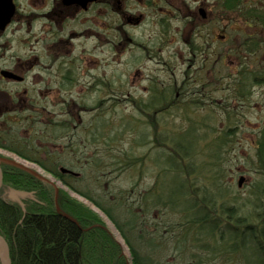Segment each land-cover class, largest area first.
<instances>
[{"label":"rangeland","instance_id":"rangeland-1","mask_svg":"<svg viewBox=\"0 0 264 264\" xmlns=\"http://www.w3.org/2000/svg\"><path fill=\"white\" fill-rule=\"evenodd\" d=\"M151 1L155 5L147 3V0H138L139 11L136 15H143L142 22L150 18L158 23L160 26L153 29L157 36H160L162 28H166L167 52L171 56L170 105L158 107L155 112L141 105L144 102L141 95L145 98L149 96L141 91V86L147 85L148 80L141 76L138 69H155L156 80L163 81L169 76L167 72L157 71L165 69L163 63L143 60L139 68L127 64L126 55L122 62L117 57L108 56L107 90L102 95H89L91 101L107 102V138L102 143L106 147L97 148L102 150L97 152V157H90L92 153H84L82 160L79 157L80 162L91 159L90 162L94 163L99 159L98 165L101 167L90 164L80 167L83 168L80 175L69 180L81 191L102 194L108 203L117 198L121 209L116 212L123 224L126 219L128 221L126 208L134 204V211L139 215L134 232L137 250L140 256L149 257L152 264H264V254L261 253V248H264V237L261 235L264 227V105H229L232 96L227 83L230 70L239 69L240 66V69H244L248 65L246 69L256 74L264 64V47L261 45L252 44V49L257 51L252 52L255 55L251 60L243 58L246 56L243 41L244 17L247 14L244 7L252 5L264 8V0H241L238 4L237 0H229L231 2L228 4L224 2L226 0H167L165 4L170 1L173 6H183L181 11L172 7L171 13L161 10L164 0ZM224 5L227 8L240 5L242 9L227 10ZM200 7L205 9V17L199 13ZM256 13L259 11H253V14ZM148 30L136 29V36L141 37ZM124 72L131 76H123L124 91L115 92L117 81L113 76ZM185 73L191 80L197 79L203 83L196 87L194 82L183 85ZM189 87H194L197 94L194 89L188 91ZM262 88V92L253 89L251 103L264 101V85ZM165 106L168 110L163 113ZM179 133L189 134L179 135V139L186 144L190 142L187 140H192L191 150L200 157L199 162L197 158L194 159L197 163L193 166L209 162L216 141L226 139L225 144L217 148V151H222L220 160L224 170L220 172L219 186L222 189L226 186L231 188L234 194L230 198L228 196L224 206L222 199L215 200L216 206L211 210L213 215L209 220L217 219L216 224L208 220L206 223L187 225L185 213L181 211L183 207L171 209L166 202L143 212L135 203L136 199L145 195L146 203L150 205L148 195L152 199L153 190L161 188L163 180L165 195L162 196L167 200V195H171L172 187L168 182L173 173L170 170V175L169 169L166 170L169 167L168 158L175 159L177 165L188 166L187 157L182 160L175 149L176 135ZM144 136L147 137L144 139ZM0 142L22 149L20 145L24 141ZM79 146L84 148V142ZM24 152L32 155L29 150ZM34 153L52 167L61 163L73 166L72 160L75 161L70 154L51 153L43 157ZM0 154L1 157H18L34 166L29 167L41 170V174L55 181L59 189L98 214L131 262L130 249L121 233L94 203L71 190L38 163L3 148H0ZM199 170L186 167L181 172L187 184L193 185L190 191L195 193L198 204L202 203V195L212 189L207 177L198 174L207 171ZM188 171L192 175L187 174ZM240 177L245 179L242 187L238 186ZM160 192L163 194V188ZM198 210L197 207L191 210V220L202 217V212ZM246 228L247 231L244 230ZM139 232L143 233V238L138 237Z\"/></svg>","mask_w":264,"mask_h":264},{"label":"flooded vegetation","instance_id":"flooded-vegetation-1","mask_svg":"<svg viewBox=\"0 0 264 264\" xmlns=\"http://www.w3.org/2000/svg\"><path fill=\"white\" fill-rule=\"evenodd\" d=\"M166 1H162L163 12L171 13L172 7L183 9L170 1L165 4ZM137 2L0 0V141H24L22 149H15L29 150L32 156L34 152L43 157L51 153L70 154L75 161L72 160L73 166L68 165V170L73 173L80 174L83 169L80 167L88 164L101 167L99 159L94 163L91 159L80 162L79 157L82 160L84 153L97 157V152L102 151L97 148L106 147L102 143L107 138V102L91 101L89 95H102L107 90L108 56L122 62L126 55V63L139 68L143 60L163 63L165 69L157 70L169 73L163 81L156 80L155 69H138L148 80L141 91L149 96L141 95L144 100L141 105L153 112L155 105H170L171 56L167 52L166 28L160 29L157 36L153 29L160 25L150 18L142 22L143 15H136ZM237 6L226 9H242ZM201 9L205 10L200 7V14ZM244 11L247 14L243 58L251 60L255 55L252 52L257 51L252 44L264 47V8L246 5ZM140 28L149 30L137 37L135 30ZM247 67L229 71L227 83L232 96L229 105H264V101L251 103L254 90H263L264 64L256 74ZM123 76L131 75L124 72L113 76L117 81L115 92L124 91ZM192 82L195 87L203 83L191 80L185 73L183 85ZM190 89L194 87L187 88ZM167 110L165 106L163 113Z\"/></svg>","mask_w":264,"mask_h":264},{"label":"trees","instance_id":"trees-1","mask_svg":"<svg viewBox=\"0 0 264 264\" xmlns=\"http://www.w3.org/2000/svg\"><path fill=\"white\" fill-rule=\"evenodd\" d=\"M240 1L237 0V4ZM224 2L228 4L231 1L226 0ZM224 6L227 8V5ZM161 106L163 105H155V109ZM186 134L179 133L176 135L175 149L179 158L185 160L187 157L188 166L177 165V161L173 158H168L167 160L169 167L166 170L169 169L170 175V170L173 173L170 182H168L172 187L171 195H167V200L164 199L165 186L163 180L161 183L162 187H157L155 191L153 190L154 196H152V199L148 195L150 205H147V197L145 195H141L140 198L136 199L135 203L136 205L138 204L143 212L150 211L151 206L157 208L159 204L166 202L171 209L173 207H183L181 211L185 213L187 225L195 222L206 223L213 215L211 210L216 206L215 200L217 198L222 199L224 202H222V206H224L225 201L234 194L231 188L226 186L222 189L219 186L220 172L224 171L221 168L223 167V163L220 160L222 151L219 152V147L225 144L226 139H218L216 141L217 145L215 144L213 146L214 151L210 152L211 160L209 162H205L200 166H193V164L197 163L194 159L197 158L199 162L200 157L191 150L193 146L192 140H187L190 142L186 144L182 139H179V135ZM0 148L10 150L26 160L38 163L45 171L62 181L64 185L94 203L106 214L121 233L132 256L130 262L124 255L121 245L116 241L99 215L80 201L72 198L68 192L59 189L56 199L53 185L42 182L21 169L4 165L5 186L19 191L30 192L34 196V199H23L24 211L21 205L9 200L4 195H0V234L13 247L12 264H152L149 257L140 256L137 250V236L134 232L139 215L134 211V204L132 207L126 208L128 221L126 219V223L123 224L120 221V215L116 212L121 209V204L116 201L117 198L114 197L108 203L102 194L93 195L94 193L92 192L79 190L69 179L77 178L80 174H69L60 170L61 167L69 169L68 165L61 163L52 167L38 157L15 148L11 149L2 142H0ZM217 148H219L218 151ZM186 167L192 170L200 168L199 171H207L206 173L198 174H204V178L207 177L209 186H212V189L202 195V203L200 204L196 202L195 193L190 191L193 189V185H188L187 180L183 179L181 175V172ZM165 172L169 174L168 171ZM187 174L192 175L189 171ZM162 188L163 194L160 192ZM229 191L230 193H228ZM151 192L149 191V193ZM196 207L199 209L198 212H202V217H198V220H191V210ZM216 220L212 219L209 221L216 224ZM213 226L216 228V225ZM244 230L247 231V228ZM139 233L138 237L143 238V233ZM261 235L264 237V227ZM261 251L264 254L263 247ZM262 260H264V256Z\"/></svg>","mask_w":264,"mask_h":264},{"label":"water","instance_id":"water-1","mask_svg":"<svg viewBox=\"0 0 264 264\" xmlns=\"http://www.w3.org/2000/svg\"><path fill=\"white\" fill-rule=\"evenodd\" d=\"M201 14L203 15V17H205V15H206L205 10L201 9ZM4 164L8 165V166L16 167L18 169H21V170L33 175L34 177H36L40 181L53 185L55 187L56 199H57L59 189H58L57 185L52 180L45 177L44 175H42L41 173H39L37 170L33 169L32 167H29L26 164L17 161L16 159L5 158V157L0 156V194L2 192L7 193L9 198L16 201L19 205H21V207L23 208L24 211H25V206H24V203L22 200L26 197L33 198V195H32V193L17 191V190L11 189V188L6 189L4 187V184H5V174H4V170H3ZM244 180H245L244 177H240V179L238 181L239 187H242ZM0 249L3 250V255L0 256V264H12V262H13V247L9 243V241L4 236H2L1 234H0Z\"/></svg>","mask_w":264,"mask_h":264},{"label":"bare ground","instance_id":"bare-ground-1","mask_svg":"<svg viewBox=\"0 0 264 264\" xmlns=\"http://www.w3.org/2000/svg\"><path fill=\"white\" fill-rule=\"evenodd\" d=\"M6 158H12V157H10V155H8V156H5ZM13 159V158H12ZM15 159H17L19 162H21V163H24V164H26L27 166H32V165H30L29 163H26V162H24V161H22L20 158H18V157H15ZM32 167H34V166H32ZM38 172L39 173H42V171L41 170H38ZM114 231H115V233L117 234V232H116V230H115V228H114ZM119 236V235H118ZM119 238H121L120 236H119ZM120 241L122 242V244L124 245V243H123V240L122 239H120ZM3 255V250L2 249H0V256H2Z\"/></svg>","mask_w":264,"mask_h":264}]
</instances>
